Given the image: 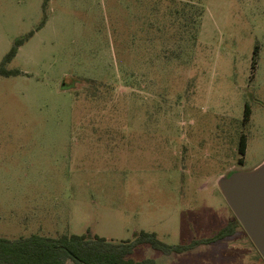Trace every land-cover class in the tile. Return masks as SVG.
Wrapping results in <instances>:
<instances>
[{
	"label": "rangeland",
	"instance_id": "obj_1",
	"mask_svg": "<svg viewBox=\"0 0 264 264\" xmlns=\"http://www.w3.org/2000/svg\"><path fill=\"white\" fill-rule=\"evenodd\" d=\"M30 31L0 77V236L189 244L236 218L218 181L264 162V0H0V63ZM132 256L264 264L243 226Z\"/></svg>",
	"mask_w": 264,
	"mask_h": 264
},
{
	"label": "trees",
	"instance_id": "obj_2",
	"mask_svg": "<svg viewBox=\"0 0 264 264\" xmlns=\"http://www.w3.org/2000/svg\"><path fill=\"white\" fill-rule=\"evenodd\" d=\"M43 20L40 28L44 26ZM34 34L18 37L10 51L0 63V77L18 73L7 67L17 55L19 48ZM259 46L255 47L258 54ZM63 88L70 89L66 85ZM250 106L246 105L245 119L250 118ZM246 137L241 138L239 151L246 153ZM242 160V159H241ZM238 226H242L239 219L228 222L217 230L211 237L202 240H193L189 244H169L162 240L157 232L141 230L135 233L134 238L117 241L100 234L63 233L59 236H46L38 233L18 238L0 236V264H156L154 258L135 259L132 255L136 247L149 244L164 253L183 252L203 242L211 243L232 236ZM264 259V258H263Z\"/></svg>",
	"mask_w": 264,
	"mask_h": 264
},
{
	"label": "water",
	"instance_id": "obj_3",
	"mask_svg": "<svg viewBox=\"0 0 264 264\" xmlns=\"http://www.w3.org/2000/svg\"><path fill=\"white\" fill-rule=\"evenodd\" d=\"M236 217L264 258V162L218 181Z\"/></svg>",
	"mask_w": 264,
	"mask_h": 264
},
{
	"label": "flooded vegetation",
	"instance_id": "obj_4",
	"mask_svg": "<svg viewBox=\"0 0 264 264\" xmlns=\"http://www.w3.org/2000/svg\"><path fill=\"white\" fill-rule=\"evenodd\" d=\"M241 163H243V162H241ZM228 222H230V221H228Z\"/></svg>",
	"mask_w": 264,
	"mask_h": 264
},
{
	"label": "crops",
	"instance_id": "obj_5",
	"mask_svg": "<svg viewBox=\"0 0 264 264\" xmlns=\"http://www.w3.org/2000/svg\"><path fill=\"white\" fill-rule=\"evenodd\" d=\"M264 161V160H263Z\"/></svg>",
	"mask_w": 264,
	"mask_h": 264
}]
</instances>
